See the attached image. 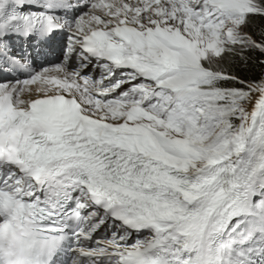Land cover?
I'll return each mask as SVG.
<instances>
[{"label":"snow or ice","instance_id":"6c2138e0","mask_svg":"<svg viewBox=\"0 0 264 264\" xmlns=\"http://www.w3.org/2000/svg\"><path fill=\"white\" fill-rule=\"evenodd\" d=\"M0 264H264V0H0Z\"/></svg>","mask_w":264,"mask_h":264}]
</instances>
